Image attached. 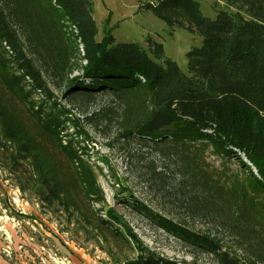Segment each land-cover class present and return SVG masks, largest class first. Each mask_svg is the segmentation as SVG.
<instances>
[{
  "label": "trees",
  "instance_id": "obj_1",
  "mask_svg": "<svg viewBox=\"0 0 264 264\" xmlns=\"http://www.w3.org/2000/svg\"><path fill=\"white\" fill-rule=\"evenodd\" d=\"M224 1L237 12L221 10L214 19L197 0L145 3L168 24L202 36L188 52L185 73L165 58L156 40L149 39V51L116 42L110 33L99 41L92 0H0V88L26 109L34 126L31 131L0 95V146L10 151L13 170L28 165L42 204L68 213V222L86 216L88 224L108 229L138 251L129 264H200L196 250L217 264H264V237L255 229L257 195L264 193V0ZM76 66L82 72L69 77ZM49 79L64 86L69 106L108 92L119 109L81 117L59 100ZM102 116L106 123L115 120L122 137L152 143L177 158L183 182L203 190L194 195H201L195 206L244 242L255 240L256 255L244 260L218 236L169 218L125 195L123 187L125 205L193 248L191 261L171 259L145 245L118 211L105 209L102 167L89 159L94 139L86 128ZM209 148L224 155L242 151L258 174L248 167L244 180L227 185L202 167ZM55 152L64 157L67 172Z\"/></svg>",
  "mask_w": 264,
  "mask_h": 264
},
{
  "label": "rangeland",
  "instance_id": "obj_2",
  "mask_svg": "<svg viewBox=\"0 0 264 264\" xmlns=\"http://www.w3.org/2000/svg\"><path fill=\"white\" fill-rule=\"evenodd\" d=\"M149 0H92L93 16L97 24V39L102 41L110 33L116 42H135L149 51V39L163 45L165 58L175 60L183 72L188 73V52L202 42V36L185 28L173 26L158 16L152 8L145 6ZM203 14L212 19L221 10L237 12L224 0H197ZM69 76L82 71L76 66ZM50 86L63 104L68 100L64 86H58L49 79ZM0 95L12 110L34 131L32 119L26 109L0 88ZM38 97L37 94H35ZM77 115L84 117L98 110L109 113L119 109L113 96L102 92L95 98H77L67 104ZM111 113V112H110ZM104 116L96 119L86 128L94 142L89 144V159L100 167L99 182L106 196L104 208H114L137 233L143 243L171 259L191 261L190 246L171 235L144 215L125 205V195H134L154 207L160 213L201 232L218 236L225 247L240 254L244 260L256 255L253 243L241 240L227 226L211 214L195 206L200 200L194 196L202 189L188 180L183 182L178 159L164 154L152 143H141L119 134L115 120L106 123ZM103 119V120H101ZM72 131V128L69 129ZM54 152V150H53ZM65 172L68 166L64 157L55 152ZM10 151L0 146V259L7 264H129L138 251L127 241L112 234L108 229L100 230L87 223L86 216L76 215L68 222V213L56 212L42 204L33 192L32 179L25 165L21 171L12 169L9 163ZM202 167L227 185L235 179L244 180L248 167L258 174L256 167L245 156L235 152L224 155L209 148L204 153ZM241 157V158H239ZM28 168V167H27ZM259 221L255 229L264 237V193L257 195ZM100 207L101 205H96ZM80 219V220H78ZM261 243L264 246L263 240ZM200 264H217L206 252L196 250Z\"/></svg>",
  "mask_w": 264,
  "mask_h": 264
},
{
  "label": "crops",
  "instance_id": "obj_3",
  "mask_svg": "<svg viewBox=\"0 0 264 264\" xmlns=\"http://www.w3.org/2000/svg\"><path fill=\"white\" fill-rule=\"evenodd\" d=\"M8 262L2 261V258L0 259V264H7Z\"/></svg>",
  "mask_w": 264,
  "mask_h": 264
}]
</instances>
